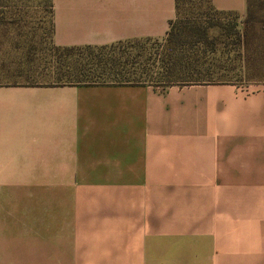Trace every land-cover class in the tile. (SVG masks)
I'll return each instance as SVG.
<instances>
[{
    "label": "crops",
    "instance_id": "obj_1",
    "mask_svg": "<svg viewBox=\"0 0 264 264\" xmlns=\"http://www.w3.org/2000/svg\"><path fill=\"white\" fill-rule=\"evenodd\" d=\"M174 16L51 0L52 42L162 38ZM0 264H264V83L0 80Z\"/></svg>",
    "mask_w": 264,
    "mask_h": 264
},
{
    "label": "trees",
    "instance_id": "obj_2",
    "mask_svg": "<svg viewBox=\"0 0 264 264\" xmlns=\"http://www.w3.org/2000/svg\"><path fill=\"white\" fill-rule=\"evenodd\" d=\"M206 7L216 13L237 15L213 8L210 0ZM189 0H174L175 16L168 22L164 48L155 56L131 43L137 39L117 41L102 46H57L52 42L51 0H49L50 38L48 49L50 67L57 84H149L154 86L230 83L216 79L212 62L207 59L203 41L210 40L209 26H201L188 16ZM262 0H246V11L236 38L248 47L252 38L264 35ZM233 25L231 26V28ZM191 28V29H190ZM190 29V30H189ZM196 30L198 36L186 37V30ZM226 29H230L227 27ZM144 39V38H143ZM149 39V38H145ZM214 39V38H212ZM132 44V45H131ZM248 48H246L247 50ZM87 51V52H86ZM210 52H213L210 50ZM11 83H38L34 81Z\"/></svg>",
    "mask_w": 264,
    "mask_h": 264
},
{
    "label": "rangeland",
    "instance_id": "obj_3",
    "mask_svg": "<svg viewBox=\"0 0 264 264\" xmlns=\"http://www.w3.org/2000/svg\"><path fill=\"white\" fill-rule=\"evenodd\" d=\"M185 6L193 21L209 26L210 40H204L201 48L215 66L216 79L264 83V35L252 38L248 47L243 46L234 34L240 30L241 19L235 21L233 15L213 12L203 0H189ZM261 15L264 16V7ZM191 36H198L196 30H186L185 39ZM164 42L162 37L131 43L153 57L164 48ZM51 46L49 0H0V80L56 82L49 65Z\"/></svg>",
    "mask_w": 264,
    "mask_h": 264
}]
</instances>
